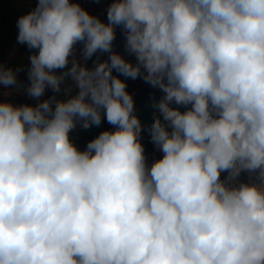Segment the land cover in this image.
Masks as SVG:
<instances>
[{
  "label": "clouds",
  "instance_id": "clouds-1",
  "mask_svg": "<svg viewBox=\"0 0 264 264\" xmlns=\"http://www.w3.org/2000/svg\"><path fill=\"white\" fill-rule=\"evenodd\" d=\"M106 11L36 0L17 20L27 84L0 63V87L37 103L0 100V264H264V0ZM118 27L135 63L113 50ZM114 70L163 93L151 164ZM68 79L66 99H41ZM105 119L81 150L72 131Z\"/></svg>",
  "mask_w": 264,
  "mask_h": 264
},
{
  "label": "trees",
  "instance_id": "trees-1",
  "mask_svg": "<svg viewBox=\"0 0 264 264\" xmlns=\"http://www.w3.org/2000/svg\"><path fill=\"white\" fill-rule=\"evenodd\" d=\"M110 4V0H107V5L105 7L104 16L101 20L107 22V8ZM36 6V0H0V63H3L7 67L12 69H17L22 67L23 70L18 72V80L22 79L27 82V68L29 66V50L26 45H21L16 42L18 29L16 26L18 18L33 9ZM116 35H121V38L125 40L122 27L116 29ZM82 45L77 44L76 53L80 54V48ZM97 56L102 61L107 59L108 55L105 53H97L92 57V59L87 61V66L89 68L94 67V61L97 59ZM128 60V59H127ZM61 71V70H57ZM114 75L119 76L120 79L124 80L127 85V91H129L134 98V109L137 113L138 118L141 121L143 126V131L141 134V143L145 148V155L148 159V163L151 164L154 159H158L162 156V153L159 152L155 146L151 143L150 137L147 132V128L151 125L155 110L152 105L155 101H158L163 93L158 89L152 87L150 84L145 83L142 79H131L126 78L119 73L113 72ZM71 80L68 79L64 85H62L61 92L54 94L50 89L45 91L44 97L41 99H47L56 96V99H66L65 89L71 88ZM4 90L0 87V100H10L14 104H33L37 103L36 100L31 99L30 97L23 96L15 91L11 92V95H5ZM72 94H75L74 92ZM175 106V105H173ZM185 110L181 108V111ZM113 129L112 125H109L105 120H102V123L99 127L93 126L87 130L77 127L73 130L71 135L75 139L77 146L83 150L88 141L95 138L101 131ZM242 180H246L241 176Z\"/></svg>",
  "mask_w": 264,
  "mask_h": 264
},
{
  "label": "rangeland",
  "instance_id": "rangeland-1",
  "mask_svg": "<svg viewBox=\"0 0 264 264\" xmlns=\"http://www.w3.org/2000/svg\"><path fill=\"white\" fill-rule=\"evenodd\" d=\"M111 2V0H110ZM113 50L119 54H121L122 56H124V58L133 63H135V57L134 56H131L129 55L126 50H125V40H123V38H121V35H116V39L115 41L113 42ZM107 54V53H105ZM108 55V54H107ZM101 60V59H100ZM102 61V60H101ZM18 82H20L21 84H23L24 86H26L27 82L22 80V79H19ZM153 87V86H152ZM2 92L4 93H7V92H12V91H15L23 96H27L26 93H24L23 91V88L22 87H18V88H14V89H4V90H1ZM28 97V96H27ZM135 115H137L136 112H134ZM242 177H244L245 179H247V176L246 174H242L241 175Z\"/></svg>",
  "mask_w": 264,
  "mask_h": 264
},
{
  "label": "built area",
  "instance_id": "built-area-1",
  "mask_svg": "<svg viewBox=\"0 0 264 264\" xmlns=\"http://www.w3.org/2000/svg\"><path fill=\"white\" fill-rule=\"evenodd\" d=\"M76 2H79L91 14L98 16L100 19L103 18L107 0H76Z\"/></svg>",
  "mask_w": 264,
  "mask_h": 264
}]
</instances>
